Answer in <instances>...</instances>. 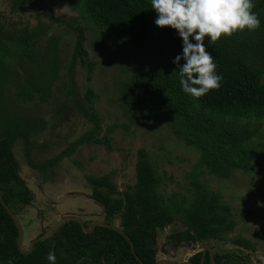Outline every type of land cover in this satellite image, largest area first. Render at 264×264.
I'll use <instances>...</instances> for the list:
<instances>
[{
	"label": "trees",
	"instance_id": "trees-1",
	"mask_svg": "<svg viewBox=\"0 0 264 264\" xmlns=\"http://www.w3.org/2000/svg\"><path fill=\"white\" fill-rule=\"evenodd\" d=\"M10 1L14 12H23L30 3V0ZM67 1L69 8L100 32V46L113 48L112 57L130 64L132 70L125 80L114 77L112 88L113 101L124 122L115 117L119 122L103 128L96 115L72 102L91 126L52 160V166L70 158L84 144L111 148L109 135L119 127L129 134L132 128L164 124L176 140L198 156L187 177V194L180 198L177 194L163 197L159 191L162 176L149 153L140 148L136 153L135 184L128 190L119 192L109 175L86 177L92 187L90 198L101 207L105 224L115 226L114 222L119 221L117 227L129 238L143 264L158 261L157 230L177 219L184 227L178 236L181 244L229 240L240 248H249L248 241L231 236L236 225L231 208L211 191L206 180H227L238 173L255 174L257 178L259 173L264 177V0H254L253 10L261 20L259 28L222 35L215 42L205 37L206 50L212 52L216 70L223 79L219 88L200 97L183 92L179 68L173 63L174 57L182 52V38L169 26L153 34L155 12L150 0ZM43 11L39 10L34 28L5 29L10 20L0 18V89L10 93L15 89L17 104L31 102L35 97L40 103L47 101L53 83L61 77L58 39L50 37L46 43L49 54L41 56V38L50 27V23H41V18L59 26L66 21ZM73 22L75 25L70 27L77 37L75 56L70 58L66 71L68 77L76 58L88 69L93 67L85 48L84 28L76 25L75 19ZM15 57L25 58L30 65L19 66L22 72L19 71ZM35 62L39 64L37 71L33 70ZM67 92L74 96L71 86ZM93 97L88 90L85 98L89 104ZM17 141L29 143L16 121L4 123L0 129V190L3 201L16 216L17 208L29 206L33 198L19 175L13 153ZM17 240L18 230L0 203V264H49L50 250L55 251L56 264H140L125 236L107 227H96L88 234L78 222L70 221L47 240L36 243L29 254L18 250ZM201 258V252H197L188 262L201 264ZM214 263L243 264V261L230 254L214 253ZM204 264H211L208 254Z\"/></svg>",
	"mask_w": 264,
	"mask_h": 264
},
{
	"label": "rangeland",
	"instance_id": "rangeland-1",
	"mask_svg": "<svg viewBox=\"0 0 264 264\" xmlns=\"http://www.w3.org/2000/svg\"><path fill=\"white\" fill-rule=\"evenodd\" d=\"M39 10L66 21L65 24L59 22L60 26L53 25L41 15V23H50L39 45L41 56L49 54L50 47L46 46L48 39H58L61 77L53 83L49 99L43 103L35 97L31 102L17 104L14 88L11 93L0 89V125L16 121L29 140L28 144L17 141L13 146L20 178L33 195L29 206H20L16 210L24 233L22 249L25 251L34 239L62 217L77 216L84 223L105 222L102 209L90 198L92 187L87 183V176L109 175L119 192L128 190L135 184L136 153L144 148L162 176L159 186L161 195L167 198L177 194L180 198L187 194V177L198 158L193 150L176 140L164 124L153 123L143 128H132L129 134L119 127L109 135L111 148L84 144L70 158L52 166V160L68 144L88 132L91 126L86 118L79 115L72 102H78L96 115L103 128L119 122L115 117L124 122L113 101L112 88L115 79L125 80L132 68L130 64L112 57L115 54L113 48L100 46V32L98 34L93 23L69 8L67 0H30L23 12L12 11L10 0H0V18L10 20L4 25L5 29L36 27ZM154 14L156 17L157 14ZM74 19L76 25L84 28L85 48L93 67L88 69L76 58L68 77L66 71L70 58L75 56L77 37V32L70 27L75 25ZM161 30L153 23L154 35ZM39 57L37 62L40 64ZM14 61L16 65L20 64L16 68L21 72L19 66L30 65L25 58L15 57ZM37 62L32 64L34 71L39 68ZM70 86L74 96L67 92ZM88 90L94 95L91 104L85 98ZM257 174L259 178L255 174L238 173L227 180H206L211 191L231 208L236 224L231 236H240L248 241L249 248H240L229 240L206 244L212 247L214 253L241 258L243 264H264V177ZM118 222L116 220L114 225L118 226ZM183 231L182 222L178 219L157 230L158 261L188 262L194 253L200 252L199 243L179 242L178 236Z\"/></svg>",
	"mask_w": 264,
	"mask_h": 264
},
{
	"label": "clouds",
	"instance_id": "clouds-1",
	"mask_svg": "<svg viewBox=\"0 0 264 264\" xmlns=\"http://www.w3.org/2000/svg\"><path fill=\"white\" fill-rule=\"evenodd\" d=\"M157 14L154 23L169 26L182 38V52L173 63L179 68L180 85L184 93L200 97L220 87L222 74L217 72L212 52L206 50L205 37L217 41L222 35L231 36L245 29L261 26L254 11V0H150ZM184 63L181 64L180 61ZM49 264H56V254H47Z\"/></svg>",
	"mask_w": 264,
	"mask_h": 264
},
{
	"label": "water",
	"instance_id": "water-1",
	"mask_svg": "<svg viewBox=\"0 0 264 264\" xmlns=\"http://www.w3.org/2000/svg\"><path fill=\"white\" fill-rule=\"evenodd\" d=\"M0 203L2 204V206L4 207V209L6 210V212L8 213V215L10 216V218L13 220L17 230H18V240H17V247L18 250L22 253V254H29L32 252L33 247L36 243L39 242H43L45 240H47L48 238H50L54 233H56L63 225H65L66 223L70 222V221H76L78 222L83 231L85 233H92L94 231V229L96 227H107L110 228L112 230H115L119 233H121L122 235L125 236V238L129 241L132 252L135 256V258L140 262V264H143L138 257L135 254L134 251V246L133 244L130 242L129 238L123 233L122 230H120L117 226H113V225H107L105 223L102 222H93V223H84L82 221L81 218L77 217V216H66V217H62L60 218L55 224H53L52 226L48 227L46 229V231L39 237H37L36 239H34L30 245L29 248L25 251L22 249V245H23V238H24V233H23V229L22 226L19 222V219L17 218V216L11 211V209L5 204V202L2 199V195H1V190H0ZM206 252L209 253V257H210V261L211 264H215L214 263V252L213 249L210 245H206L202 247V258H201V264H204V258H205V254ZM155 264H191L189 262H174V261H169V260H161V261H157Z\"/></svg>",
	"mask_w": 264,
	"mask_h": 264
},
{
	"label": "flooded vegetation",
	"instance_id": "flooded-vegetation-1",
	"mask_svg": "<svg viewBox=\"0 0 264 264\" xmlns=\"http://www.w3.org/2000/svg\"><path fill=\"white\" fill-rule=\"evenodd\" d=\"M104 221H105V220H104ZM102 223H105V222H102ZM184 244H185V243H184ZM199 244H200V246H201V248H200V249H201L200 252H201V254H202V247H203V246H206V245H209V244H201V243H199ZM207 254L209 255V253L206 252L205 257H206ZM204 259H205V258H204ZM189 263H190V262H189Z\"/></svg>",
	"mask_w": 264,
	"mask_h": 264
},
{
	"label": "crops",
	"instance_id": "crops-1",
	"mask_svg": "<svg viewBox=\"0 0 264 264\" xmlns=\"http://www.w3.org/2000/svg\"><path fill=\"white\" fill-rule=\"evenodd\" d=\"M100 209H101V207H100Z\"/></svg>",
	"mask_w": 264,
	"mask_h": 264
}]
</instances>
